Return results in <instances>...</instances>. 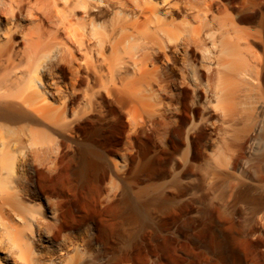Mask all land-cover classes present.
I'll return each mask as SVG.
<instances>
[{"label": "bare ground", "instance_id": "6f19581e", "mask_svg": "<svg viewBox=\"0 0 264 264\" xmlns=\"http://www.w3.org/2000/svg\"><path fill=\"white\" fill-rule=\"evenodd\" d=\"M9 1L11 11L2 8L3 5L0 7L1 25L3 16L22 14L29 6L34 8L32 15L40 25L27 38V49L23 52L16 46L17 30L0 28V264H91L88 252L78 248L66 237L67 232L87 228L91 222L94 240L102 246L106 255L109 254L103 264H122L124 261L138 264L135 252L115 249L113 228L109 219L102 215L105 210L88 203L82 195L84 182H90L92 178L102 179L103 174L98 171L104 167L96 158L105 154L104 149H101L106 145L105 131L109 132L108 135L111 132L113 146L117 147L125 127L122 112L113 106L106 92L114 94L129 89L134 92L141 87L150 90L154 85V76L173 74L179 70L176 59H173L172 67L167 68H161L153 62L157 61L164 47L172 51L171 41L175 43L173 51L178 56L181 47L191 50L200 41L212 39L213 27L219 21L214 22L215 18H208L207 15H212L215 0H204L206 3L203 0ZM182 16L190 20L192 18L196 23L181 20ZM53 18L57 28L46 31L44 23ZM221 24L217 27H223ZM219 28H214L220 31L214 32L220 35L219 40L222 39L218 41V44L222 43V47H219L224 49V43L231 57V61L224 58L225 63L222 64L223 57L218 56V61L222 63H217L226 64L227 68H224L227 71L221 77L227 84L236 81L248 84L245 76L247 60L242 50H239L240 46H244L239 41L243 40L239 37L241 35L236 31L239 38L231 35L237 40H229V33H226L228 29L224 31ZM63 29L67 31L66 36L60 35ZM222 52L225 54V49ZM218 70L220 72L221 69ZM106 71L111 74L112 81L115 76L121 75V78L114 83L107 82L103 79ZM128 74H132V79L125 80ZM67 77L68 82L65 80ZM182 85L178 86L180 113L175 118L176 124H172L166 115H161L164 127L168 125L169 131L164 133L167 134L168 148L165 150L155 143L149 144L138 135L135 136L137 140L134 139L136 147L133 148L136 149L128 157L127 163L131 168L139 153L143 158L140 171H152L151 178L154 181L165 175L161 169L163 162L181 153V140L176 135L181 133V122L185 121L189 111L186 101L189 90ZM80 94L83 102L74 106ZM43 96L56 104L41 103ZM262 104H256L260 112L264 107ZM258 119L248 137V151L255 143L254 136L263 127V118ZM54 136L59 138L56 147ZM194 138L190 139L193 148L197 146ZM67 143H70L69 147ZM81 145L85 148L80 149ZM150 149L155 151V156L148 159L147 156L152 152H148ZM75 153H80L82 158L81 162L77 158L80 162L76 168L77 177L75 165L64 163L69 154ZM239 181L233 184H236L232 191L235 197L254 201L258 207L264 204L262 196L251 194L249 183L246 185L245 181ZM172 183L176 184V180ZM178 192L181 193V190ZM78 194L82 196L77 200ZM166 200L162 203L163 207H169L167 197ZM75 203L79 205L77 211L73 209ZM42 204L46 208L44 211L40 210ZM108 208L117 213L119 204L115 201ZM130 210L135 217L143 213V207L137 204L130 206ZM193 264L201 263L196 261Z\"/></svg>", "mask_w": 264, "mask_h": 264}, {"label": "rangeland", "instance_id": "374dc122", "mask_svg": "<svg viewBox=\"0 0 264 264\" xmlns=\"http://www.w3.org/2000/svg\"><path fill=\"white\" fill-rule=\"evenodd\" d=\"M215 3L212 15L208 14L207 17L215 18L214 22L219 21L215 24L219 26L222 23L223 27H213L211 41H200L198 46L195 45V48L193 46L191 50L181 47V54L178 56L173 51L175 43L171 41L172 51L164 47L157 61L153 62L161 68H167L172 67L171 63L176 59L180 73L176 70L173 74L154 76V79L152 78L154 85L150 90L141 87L134 92L133 89L114 94L106 92L113 106L122 112L125 127L117 147L113 146L111 132L108 135L109 132L107 134L105 131L103 137L106 145L101 148L105 154L101 157L102 160L95 157L104 167L98 171L103 174L102 179L92 178L90 182H84L82 195L86 197L88 203L97 205L102 211L105 210L102 215L109 219L113 228L112 239L113 244H116L115 249L135 252L138 264L141 261L142 264H193L196 261L201 264H205L204 261L214 264H264V204L258 207L254 201L237 198L232 193L235 190L233 186L242 180L239 182L245 181L246 185L249 183L251 194L262 196L264 203V121L263 127L254 136L255 146L248 151L247 145L249 134L257 122V115L259 114V119L264 120V107L261 112L256 109V104L260 102L264 106V0H215ZM34 4L33 1L32 6ZM1 6L9 8L8 11L12 9L9 0H0ZM34 11V8L29 6L24 13L14 17L7 14L3 16V25L0 24L1 29L8 27L17 30L15 42L20 52L24 49L26 51L27 38L40 25L32 15ZM54 19L44 23L46 31L57 28ZM181 20L193 21L192 18L190 20L184 16ZM192 21L191 24L196 23ZM214 28L224 31L228 29L226 33H229V40L232 38L236 41L237 38L233 36L241 35L239 37L243 40L239 41L244 46H240L239 50H242L247 60L245 76L248 84L241 81L234 84L224 82L221 76L227 68L226 64H222L225 63L224 58L231 61V57L224 43L225 54H222L224 50L220 48L222 43L218 44L222 39L219 40L220 35L214 33L217 32ZM236 31L239 35L235 34ZM66 33L65 29L60 31L61 36H66ZM218 56L223 57V63L221 60L218 61L220 59ZM218 68L223 70L222 74ZM106 73L103 79L107 82L114 83L121 78V75L115 76V80L112 81L111 74L108 71ZM125 76L127 77L125 80L132 79L130 77L132 74ZM65 80L68 82L69 78ZM180 83L183 84L181 87L189 90L186 100L189 111L185 121L181 122V133L176 135V138L181 140V153L176 154L172 160L163 162L161 169L165 171V175L154 181L151 178L152 171H140L143 158L139 153L131 168L127 163L128 157L136 149L133 147H136L135 136L138 135L149 144L155 143L165 150L168 148L165 138L167 134H164L168 130V125L165 124L164 127L161 115H166L172 124H176L175 118L180 113L178 102ZM46 99L48 98L41 97L43 101L41 103L50 105L54 103L52 99H48L49 101ZM82 100V94L78 95L74 106L81 105ZM54 138L56 147L59 138L57 136ZM192 138L197 141L195 148L191 145ZM68 145L70 143H67ZM83 148L84 145H81L80 149ZM75 154H69L64 163L76 166L73 167L77 177L76 168L79 167L82 158L80 153ZM154 156L155 151H152L147 158L151 159ZM173 180H176V184L172 183ZM177 189L181 190V193ZM82 195L78 194L75 199L78 200ZM166 197L169 199V207L162 206L163 202H167ZM115 201L119 204L117 213L111 212L108 208L110 203ZM134 204L143 207V213L139 217L131 213L130 206ZM78 208L79 205L75 203L74 211ZM45 209L42 204L40 210ZM93 231L91 222L87 228H76L67 232L66 237L78 248H84L88 252L91 264H103L109 254L106 255L102 246L94 240ZM125 263L131 264L127 261L122 264Z\"/></svg>", "mask_w": 264, "mask_h": 264}]
</instances>
